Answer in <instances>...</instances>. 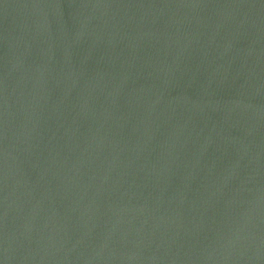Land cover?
Listing matches in <instances>:
<instances>
[{"label": "water", "instance_id": "1", "mask_svg": "<svg viewBox=\"0 0 264 264\" xmlns=\"http://www.w3.org/2000/svg\"><path fill=\"white\" fill-rule=\"evenodd\" d=\"M0 264H264V0H0Z\"/></svg>", "mask_w": 264, "mask_h": 264}]
</instances>
